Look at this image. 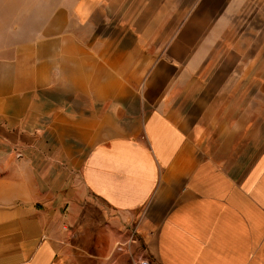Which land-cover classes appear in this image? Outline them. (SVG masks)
Segmentation results:
<instances>
[{"label":"crops","instance_id":"crops-1","mask_svg":"<svg viewBox=\"0 0 264 264\" xmlns=\"http://www.w3.org/2000/svg\"><path fill=\"white\" fill-rule=\"evenodd\" d=\"M264 264V0H0V264Z\"/></svg>","mask_w":264,"mask_h":264},{"label":"built area","instance_id":"built-area-1","mask_svg":"<svg viewBox=\"0 0 264 264\" xmlns=\"http://www.w3.org/2000/svg\"><path fill=\"white\" fill-rule=\"evenodd\" d=\"M138 264H151L148 259H142L138 262Z\"/></svg>","mask_w":264,"mask_h":264}]
</instances>
